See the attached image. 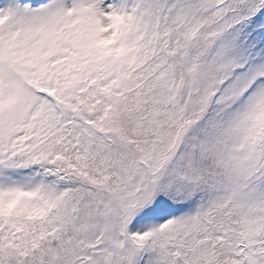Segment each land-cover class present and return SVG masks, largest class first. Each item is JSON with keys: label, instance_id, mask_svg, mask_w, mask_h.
I'll return each mask as SVG.
<instances>
[{"label": "snow or ice", "instance_id": "snow-or-ice-1", "mask_svg": "<svg viewBox=\"0 0 264 264\" xmlns=\"http://www.w3.org/2000/svg\"><path fill=\"white\" fill-rule=\"evenodd\" d=\"M0 264H264V0H0Z\"/></svg>", "mask_w": 264, "mask_h": 264}]
</instances>
